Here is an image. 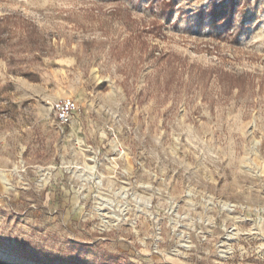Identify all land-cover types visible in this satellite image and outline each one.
Wrapping results in <instances>:
<instances>
[{
	"label": "rangeland",
	"instance_id": "obj_1",
	"mask_svg": "<svg viewBox=\"0 0 264 264\" xmlns=\"http://www.w3.org/2000/svg\"><path fill=\"white\" fill-rule=\"evenodd\" d=\"M8 14L0 264H264V0Z\"/></svg>",
	"mask_w": 264,
	"mask_h": 264
},
{
	"label": "trees",
	"instance_id": "obj_2",
	"mask_svg": "<svg viewBox=\"0 0 264 264\" xmlns=\"http://www.w3.org/2000/svg\"><path fill=\"white\" fill-rule=\"evenodd\" d=\"M231 11H232V5L226 4L222 6L216 13L219 15H225L226 12H231ZM13 19L18 20V19H22V17L19 15H15V14H8L5 16H0V55L1 56L3 55V52L1 51V49L7 44L8 38H9L8 23ZM28 24L30 25L31 23L28 22ZM13 60L14 59L11 56L9 62L12 63ZM131 264H136V263H131Z\"/></svg>",
	"mask_w": 264,
	"mask_h": 264
},
{
	"label": "built area",
	"instance_id": "obj_3",
	"mask_svg": "<svg viewBox=\"0 0 264 264\" xmlns=\"http://www.w3.org/2000/svg\"><path fill=\"white\" fill-rule=\"evenodd\" d=\"M54 109L57 112L59 122L62 125L70 124L75 112V103L71 99L59 100L54 104Z\"/></svg>",
	"mask_w": 264,
	"mask_h": 264
}]
</instances>
